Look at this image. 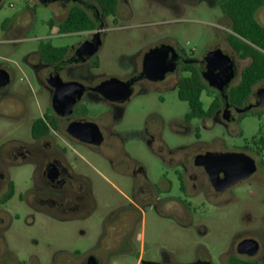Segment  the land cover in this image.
<instances>
[{"label":"flooded vegetation","instance_id":"af4514ba","mask_svg":"<svg viewBox=\"0 0 264 264\" xmlns=\"http://www.w3.org/2000/svg\"><path fill=\"white\" fill-rule=\"evenodd\" d=\"M2 1L0 0V5ZM32 1L41 7L50 5L59 7V11H55L54 22L51 20L48 22L51 29L54 28L53 32L39 38L36 50L23 55V64L33 73L36 85L49 93L48 106L30 122V140L26 142L15 139L9 149L17 158L22 159L23 163L32 162L35 166L33 188L30 191V205L35 210L58 220L85 219L95 210L91 180L83 174L76 173L68 162L67 153L73 146H83L91 152L97 151L103 155L102 147L106 151L105 158L110 163L111 170L130 180L129 195L125 196L128 204L117 209L118 215H128L125 217L127 220L125 228H130L134 216L141 214L143 208L167 216L174 215L175 207L178 206L189 210V203L176 201L171 193L172 181L169 177L171 168L163 171L158 182L150 181L144 167L124 152L120 135L111 131V125L104 124L103 121L113 113L119 120L124 105L136 89H149L164 83H167L169 88L176 86L178 89L180 81L195 72L206 86L204 93L211 101L206 109L203 108L204 113L190 117L188 111L184 116L186 123L197 121L199 127L195 129L197 141L190 146V149L196 152L191 159L179 158L175 165L173 164L178 167L175 172L181 192L185 195L199 192L204 199L211 202L244 182L264 190V130L258 132L241 148L234 149L219 147L217 139L204 142L199 139L200 127L206 123L220 124L227 128L231 123H239L247 114L264 116V99L259 97V92L264 87L257 90L253 88L251 94L240 102L229 98L231 89L239 83L242 71L250 63V56H246L234 46L238 38L250 44L234 30L232 14L239 10V0ZM259 1L260 4L254 14L256 20L257 14L264 9V0ZM137 3L143 5L147 11L160 16L170 14L184 16L198 23L207 24L212 28L211 35L209 38L206 37L199 50L188 48L172 34H159L158 31H152L147 23H137L134 10ZM248 8L253 10L254 5L249 4ZM25 9L29 10V5H26ZM72 10L82 11L88 17L86 30L64 31V22ZM34 14L33 11L26 15L24 11L20 17L26 15L28 18H24L22 27L18 25L21 18L17 16V19L12 21L7 35L17 40L24 38L31 29L28 22ZM133 30L137 32L127 34L123 43L109 42L111 32L124 34ZM73 35L81 38L66 45H54L51 42L52 38ZM110 49L122 58L129 54L127 66H122L121 63L110 70L102 67L103 56L107 54V50L110 52ZM259 51L264 53L261 49ZM0 73L8 75L7 84L0 87L1 101L5 97L16 96V93L11 90L14 69L0 67ZM111 73L122 75L117 77ZM181 73L184 76H180ZM59 78L66 84L62 85L66 93H60L56 98ZM113 79L130 83L129 97L117 92L102 96L99 91L102 84ZM217 80L226 81L222 91L214 86ZM77 88L81 89L79 96H75ZM92 100L102 102L105 106V109L94 117H91L87 110V103ZM83 123L96 124L101 133L99 144L82 142L73 136V133H81L79 129ZM145 135L149 147L153 148L155 138L148 132ZM158 143L164 147L163 143L160 141ZM224 154H232L229 157L233 162L231 167L223 162L217 164V160ZM203 155L209 157L198 159V156ZM243 156L254 160L255 170L246 179L225 186V183L243 174L240 172L245 169L246 159ZM165 162L172 166L168 161ZM120 163H126V169L120 168L118 166ZM207 165L216 171V180L211 179ZM0 172L3 175V170ZM2 175L0 174V183L4 182ZM10 182L7 183V187ZM1 199L0 204H3ZM246 240L254 241L255 245L249 243L239 246ZM128 242L130 243V240L126 236L124 243ZM77 259L82 260L75 264H106V258L95 251H88L85 256L79 253ZM200 261L213 264L209 255H205ZM222 262L264 264V228L255 231L254 237L243 236L223 255ZM12 264L24 263L16 260Z\"/></svg>","mask_w":264,"mask_h":264},{"label":"rangeland","instance_id":"374dc122","mask_svg":"<svg viewBox=\"0 0 264 264\" xmlns=\"http://www.w3.org/2000/svg\"><path fill=\"white\" fill-rule=\"evenodd\" d=\"M30 1L3 0L0 5V67L14 69L11 90L16 93L0 101V170L4 172L3 175L0 172L4 177V182L0 183V199L7 191V183L11 181L14 185V196L0 204V264H12L16 260L24 264H75L82 260L77 259V255L85 256L88 251L102 254L106 264H138L142 260L185 264L204 259L205 255L210 256L213 264H224L223 255L243 236L254 237L255 231L263 230L264 190L244 182L211 202L199 192L191 195L181 192L175 172L178 167L174 165L179 158L191 159L196 152L190 146L197 141L195 129L199 124L185 122L188 105L179 100L177 87L169 88L167 83L136 89L124 105L119 120L113 113L103 122L120 135L124 152L144 167L150 181L158 182L163 171L171 168V193L176 201L189 203V210L178 206L174 215L167 216L143 208L141 214L134 216L130 228H125L128 215H118L117 209L128 204L125 196L129 195L130 180L111 170L102 147L103 155L83 146L68 150L67 159L76 173L91 180L93 213L85 219L58 220L30 205L35 166L32 162L23 163L9 149L15 139L30 140V122L48 106L49 93L36 85L33 73L23 64V55L36 50L39 38L53 32L48 22H54L55 11H59L56 5L41 7ZM26 5L29 10L25 9ZM134 10L137 23H147L159 34H172L188 48L199 50L211 35L210 26L189 17L160 16L147 11L140 3L134 5ZM24 11L26 15L33 11L35 14L28 22L31 29L25 39L17 40L8 36L7 31ZM26 15L20 17V27L24 18H28ZM256 17L264 26V9ZM134 32L137 30L124 34L111 32L109 42L123 43L126 35ZM80 38L64 36L52 38L51 42L66 45ZM128 62L129 54L122 58L110 49L103 56L102 67L110 70L121 63L127 66ZM262 87L264 80L254 89ZM210 101L211 98L203 93L204 109ZM104 109L102 102L87 103L91 117ZM261 127L264 130V116L247 114L239 123H231L227 128L220 124L202 125L199 139L203 142L217 139L218 146L223 149L241 148ZM146 132L156 140L153 148L146 141ZM120 164V168L126 169V163ZM126 236L130 240L128 244L124 243Z\"/></svg>","mask_w":264,"mask_h":264},{"label":"trees","instance_id":"16d2710c","mask_svg":"<svg viewBox=\"0 0 264 264\" xmlns=\"http://www.w3.org/2000/svg\"><path fill=\"white\" fill-rule=\"evenodd\" d=\"M239 10L233 12L232 18L235 24L234 30L238 36L247 40L250 44L237 39L235 48L250 56L249 65L242 71L239 83L233 87L229 93L232 101H243L252 92L255 85L264 80V27L257 22L254 17L258 8L259 0H239ZM249 4L254 5V9L248 8ZM88 17L82 11L72 10L64 22V31H82L87 29ZM206 91L199 74L193 73L190 77L180 81L177 96L179 100L186 102L189 108L188 116L194 117L204 113L201 96ZM263 131L262 127L259 132ZM14 196V185L8 184L7 191L1 199V203H6Z\"/></svg>","mask_w":264,"mask_h":264},{"label":"water","instance_id":"95a60500","mask_svg":"<svg viewBox=\"0 0 264 264\" xmlns=\"http://www.w3.org/2000/svg\"><path fill=\"white\" fill-rule=\"evenodd\" d=\"M50 1H52V0H48L47 2H50ZM230 77H231V74L228 75V78H230ZM7 82H8V75L6 73H0V87L5 86L7 84ZM225 83H226V81L217 80L215 82L214 86L222 91L224 89ZM74 84H76V83H74ZM58 85H59V87H58V89L56 91V95H55L56 98L58 97V95H60V93H64V94L66 93V91H65L66 89L62 87V85H66V84H64L60 78L58 80ZM99 91L102 94V96H108L109 93L117 92L119 94H124V97H129V95L131 93L130 83L122 82V81H119L118 79L108 80V81L104 82ZM75 94H76L75 96H79L81 94V89L77 88V92ZM259 97L264 99V89L260 90ZM80 125L81 126H80L79 130L81 133H79V134L73 133V136L78 138L82 142H88L90 144H99V142L101 140V133H100L98 127L96 126V124H94V123H83ZM231 155L232 154H224V155L220 156V158L217 160V164L223 162L228 167H231L232 163H233L232 160L229 159V157H231ZM208 157H209L208 155H203V156H198V159H206ZM243 157L246 159L245 169H244V171H240V172H243V174L235 177L234 179L230 180L228 183H225V186H227L228 184H231L233 182H236L237 180L246 179L255 170L254 160L247 157V156H243ZM198 163L201 164L200 162H198ZM206 168H207V170L211 176V179L216 180L217 174H216V171H214V168H211V166L209 167V165H207ZM249 243H254V245H255L254 241L246 240V241H243L239 246L247 245ZM140 263L141 264H160L157 262L144 261V260L140 261ZM185 264H212V263H210L208 261L195 260V261L185 263Z\"/></svg>","mask_w":264,"mask_h":264},{"label":"built area","instance_id":"2783aa9c","mask_svg":"<svg viewBox=\"0 0 264 264\" xmlns=\"http://www.w3.org/2000/svg\"><path fill=\"white\" fill-rule=\"evenodd\" d=\"M138 264H141L140 261L138 262Z\"/></svg>","mask_w":264,"mask_h":264}]
</instances>
